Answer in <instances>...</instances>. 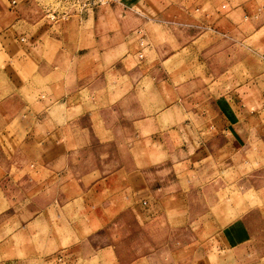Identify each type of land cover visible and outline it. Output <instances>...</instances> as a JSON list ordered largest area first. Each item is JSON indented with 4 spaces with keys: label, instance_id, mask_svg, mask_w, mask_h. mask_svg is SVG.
<instances>
[{
    "label": "rangeland",
    "instance_id": "rangeland-1",
    "mask_svg": "<svg viewBox=\"0 0 264 264\" xmlns=\"http://www.w3.org/2000/svg\"><path fill=\"white\" fill-rule=\"evenodd\" d=\"M30 4L35 25L67 23L72 55L58 61L88 71L59 109L71 132L30 155L1 135L0 105V264H264V120L233 144L206 139L217 154L206 174L177 133L184 119L211 129L210 101L244 82L264 102V0Z\"/></svg>",
    "mask_w": 264,
    "mask_h": 264
},
{
    "label": "crops",
    "instance_id": "crops-1",
    "mask_svg": "<svg viewBox=\"0 0 264 264\" xmlns=\"http://www.w3.org/2000/svg\"><path fill=\"white\" fill-rule=\"evenodd\" d=\"M141 1L120 0L118 3L136 5ZM35 12L30 0H0V75L6 79L5 85L10 91L7 99L0 103L7 108V124L1 135L14 144L16 151L28 155L35 153L36 146L42 145L47 138L52 136L55 140L59 135L71 132L74 127L71 125L74 115H59V109L64 104H73L71 100L77 94L73 87L79 86V83L74 81V75L79 78V74L88 71V66L75 70L70 61L59 62L63 56L72 55L68 49L63 48L62 42L61 33L67 23L60 24L61 32L55 29L57 22L50 17L35 25ZM167 23L180 24L176 21ZM136 32L140 30L137 29ZM196 34L194 33L196 40L204 39L209 42L208 44H212L214 37L211 34L204 33L199 37V34L197 36ZM209 49L208 54L212 52V49ZM191 52L189 47L180 50L179 70L182 66L186 70L190 64ZM59 56L62 58L58 61ZM211 80L212 78L208 79L209 82ZM83 82L85 81L82 80ZM182 82L186 84L187 80L184 79ZM250 87L254 85L249 81L244 82L237 86V91L232 90L225 99L210 101L209 114L203 119L208 118L210 123H213L211 129L198 128L195 123H188L185 119L178 126L177 133L189 151L190 164L196 171L206 174V171L211 170L215 164L217 154L213 151L216 149L213 150L207 145L206 139L224 133L226 141L233 144L234 139L242 140L250 133L251 119L256 120L255 117L258 116L264 120V102L260 93L259 102L252 98L251 92L246 90ZM67 89L72 90L66 93ZM218 109L222 113L220 117ZM218 117L224 122L223 128L217 127ZM4 143L7 145L10 142L3 140V147L5 150H11V146L8 144L6 148Z\"/></svg>",
    "mask_w": 264,
    "mask_h": 264
},
{
    "label": "built area",
    "instance_id": "built-area-1",
    "mask_svg": "<svg viewBox=\"0 0 264 264\" xmlns=\"http://www.w3.org/2000/svg\"><path fill=\"white\" fill-rule=\"evenodd\" d=\"M75 1L83 4L84 6L93 7L96 5H103L106 3L119 2L120 0H75Z\"/></svg>",
    "mask_w": 264,
    "mask_h": 264
}]
</instances>
